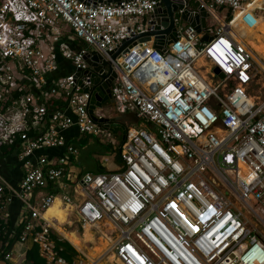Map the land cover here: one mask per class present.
Returning a JSON list of instances; mask_svg holds the SVG:
<instances>
[{
	"label": "built area",
	"instance_id": "1",
	"mask_svg": "<svg viewBox=\"0 0 264 264\" xmlns=\"http://www.w3.org/2000/svg\"><path fill=\"white\" fill-rule=\"evenodd\" d=\"M196 1L217 24L209 25L211 40L179 12L178 41L161 50L153 37L113 59L125 40L150 29L156 0H0V146L19 143L24 161L19 187L0 175V225L9 224L6 208L20 200L17 239L37 244L48 264H100L87 255L72 262L61 256L46 216L57 195L35 197L60 182L80 154L64 131L77 126L82 135L118 143L89 113L90 94L76 78L90 68L89 50L70 48L69 36L112 62L116 113L135 112L142 122L129 126L119 170L85 173L79 184L87 197L77 210L84 224L102 235L104 221L116 226L110 251L117 264H264V101L249 92L254 51L221 16L245 10L251 0ZM59 54L74 72L52 79L43 92ZM82 80L89 85L88 75ZM52 99L62 103L49 106ZM59 148L65 155L56 163L42 154Z\"/></svg>",
	"mask_w": 264,
	"mask_h": 264
},
{
	"label": "crops",
	"instance_id": "2",
	"mask_svg": "<svg viewBox=\"0 0 264 264\" xmlns=\"http://www.w3.org/2000/svg\"><path fill=\"white\" fill-rule=\"evenodd\" d=\"M252 1V0H251ZM197 1L194 0V5H196ZM262 8V7H258ZM256 8V9H258ZM254 9V11L256 10ZM241 19H239L240 21ZM256 20V19H254ZM238 21V22H239ZM237 22V23H238ZM236 24V23H235ZM234 24V25H235ZM253 29H254V23ZM213 25L212 20L210 21V26ZM233 25V26H234ZM232 26V27H233ZM73 35V34H72ZM76 39L74 37L69 36L67 43L69 44L70 48L80 51V47L86 50H92L88 45L84 42V45H80L76 43ZM80 40V39H79ZM82 41V40H81ZM58 62L59 68L55 71L53 76L50 78L49 82L47 83L46 87L43 89V92H49L52 87V79L56 77H63L67 76L74 72V66L70 60L65 59L63 55H58ZM36 94H40L41 92L38 90H34ZM62 103L59 99H52L49 102V106H58ZM109 109L103 112L106 115H111V109H113L112 116L115 115L116 112L114 110V102H110ZM70 115L75 116L74 113L68 112ZM102 113V112H101ZM135 124V123H134ZM130 123L129 126H131ZM47 126V122L43 124V127ZM64 135L67 137L68 140L77 143L80 148V154L76 157L67 167L66 176L60 180V182L53 184L45 189L39 190L35 193V197L37 201H41L47 194L54 193L57 195V199L54 204L51 206H55L57 202H60V206L63 210L67 212V219L64 222H60L57 217H50L47 218L51 221L54 226V233L62 240L68 241L75 249L78 251V255L74 258V260L83 258V255H87L90 259H100V264H117L118 261L112 260L111 256H115L113 252L110 251L114 243L112 238H104V235H108V233L115 234L114 230L117 231L116 226L110 221L106 220L104 224L110 228V232L104 230V235L100 234L98 231L94 232V239L92 240H85V233L87 228L93 230V228L89 227V225L84 224L83 220L81 219L78 213V206L86 200V195L83 193L81 187L79 186L82 176L85 173H99V172H109V171H117L122 166V159L119 156V144L121 139V135H115L116 141L118 142L115 145L104 143L99 139L91 136V135H82L77 126H72L66 131H64ZM7 146V148H4ZM19 148L16 146L14 149L10 145H3L0 146V175L5 179V181L11 185L12 187H19L23 176H24V161H22L19 157ZM42 154L47 155L48 158L53 162H57L58 158L65 155V149H48L42 151ZM40 153H37L36 157L32 160L37 162L38 156ZM73 178V179H72ZM69 196L72 201L70 204H66L64 201L63 196ZM50 208V209H51ZM22 203L20 200L16 199L10 205L7 206L6 211L10 213V222L9 228L6 230L4 235V243H1L0 240V264H20L21 260L24 259V256L27 254L29 250L33 248L35 245L33 242L29 241L25 244L21 243L17 239V232H16V225L19 223V219L21 218L22 214ZM50 211V210H49ZM48 211V213H49ZM48 213L46 216H48ZM4 214L0 213V216ZM73 224V225H72ZM102 225V224H101ZM100 225V226H101ZM81 226L84 231L80 234V227ZM59 227L62 228L63 231L59 230ZM65 232L68 233H75L83 242L81 247H78L72 243L66 236ZM118 233V231L116 232ZM96 234L100 235L97 236ZM84 236V237H83ZM2 239V240H3ZM98 239V240H97ZM103 239V240H101ZM104 239H109L108 246L103 249V251L98 254L96 257L91 256V250L96 247H101ZM99 243V244H98ZM91 244V246H90ZM97 244V245H96ZM90 250V251H89ZM5 253H11L12 259H6ZM117 259V258H115Z\"/></svg>",
	"mask_w": 264,
	"mask_h": 264
},
{
	"label": "water",
	"instance_id": "3",
	"mask_svg": "<svg viewBox=\"0 0 264 264\" xmlns=\"http://www.w3.org/2000/svg\"><path fill=\"white\" fill-rule=\"evenodd\" d=\"M88 4L114 3L128 0H85ZM157 6L153 14L154 20L151 27L133 39L125 40L113 53L112 58L116 59L127 48L132 47L137 42H150L155 38L154 46L165 50L171 43L178 41V29L176 15L181 12V17L185 23L195 27L198 33L203 34V40L209 41L212 36L209 34L210 13L205 6H192V0H156ZM80 50L82 48L80 47ZM85 60L90 68L79 70L76 78L83 87V92L90 94L89 113L99 126L112 131L116 135H121L119 144V156L126 143L130 123L139 124L141 121L137 114H115L117 116L106 115L103 112L111 107L110 102H114L111 88L117 73L113 69L112 62L105 59L97 50L92 49L84 53ZM90 77L89 85H85L83 76ZM225 77V74H220ZM115 110V102H114ZM102 112V113H101ZM116 112V110H115Z\"/></svg>",
	"mask_w": 264,
	"mask_h": 264
},
{
	"label": "rangeland",
	"instance_id": "4",
	"mask_svg": "<svg viewBox=\"0 0 264 264\" xmlns=\"http://www.w3.org/2000/svg\"><path fill=\"white\" fill-rule=\"evenodd\" d=\"M191 3H192V6H195L194 5V0H192ZM260 3H263V7H264V0H262V2H260ZM223 14L224 15L226 14V16H229L228 12L221 13L222 17H224ZM254 15H255V17H254L255 19H259L260 18L263 21V23H264V8L256 9L254 11ZM234 16H235V13H233V18H234ZM233 18H232V20H233ZM246 22H247V20L246 21L243 20L242 23L239 24L237 28H235V32L241 37L242 41H244L246 44H248V46L254 51L255 55H257V57H255V60H256V64H255V66H256V76H255L254 83L251 85V87L249 89V92H250V94L252 96H254V98L256 99L257 103H260V102L264 101V54L256 53L254 48L256 46L264 47V31L258 29L257 26L259 25V23L255 22L254 23V29H255L254 36H252V35L250 36L249 34H246L247 30H245V28H244V26L246 25ZM212 23H213V27H215L217 25L214 20H212ZM229 24H230V22H229ZM245 38H247V39H245ZM199 62H201V63H198V66L200 65L199 67H202V64L204 63V61L200 60ZM202 72L204 74H206L204 70ZM109 111H111L112 112L111 114H113V109H111ZM140 124H142V122H140L139 124H136V125L140 126ZM119 140H121V139H119ZM215 186L217 188H219L220 190H222V191H225V192L227 191L226 188L221 183H219V186L218 185H215ZM104 223H105V221L102 223L101 227L104 230H107V231L110 232V228L107 226V224H104ZM79 227H80V232L79 233L82 234L84 229L81 226H79ZM91 231L95 232V231H97V229L93 228V230H91ZM114 232H115V234L110 232V233H108V235H104V238L106 239V238L109 237V238H112L111 242H112V240L114 241L118 237L117 233H116L117 231L114 230ZM96 235L99 236L98 238H100V235H98V234H96ZM107 240H109V239H107ZM90 246H91V244H90ZM96 256H94V257H96ZM112 260H116V259L112 258Z\"/></svg>",
	"mask_w": 264,
	"mask_h": 264
},
{
	"label": "bare ground",
	"instance_id": "5",
	"mask_svg": "<svg viewBox=\"0 0 264 264\" xmlns=\"http://www.w3.org/2000/svg\"><path fill=\"white\" fill-rule=\"evenodd\" d=\"M260 2H262V0H252L251 2H250V4L248 5V7L245 9V10H242V11H238V12H236L235 13V16H234V18H233V20H232V22L230 23V29H231V31L234 33V35H235V37L237 38V39H239V40H241V37L235 32V28H237L238 27V25L239 24H241L242 23V21L243 20H247V22H246V25L244 26V28H245V30H247L246 31V34H249L250 36L252 35V36H254V32H255V29H253V24L252 23H259V25L257 26L258 27V29H260V30H263L264 31V23H263V21L259 18V19H256V20H254L255 18V15H254V9H256L257 7H262V8H264L263 7V3H260ZM239 19H241L240 21H239ZM239 21V22H238ZM238 22V23H237ZM236 23V24H235ZM235 24V25H234ZM234 25V26H233ZM233 26V27H232ZM245 36V35H244ZM243 37V36H242ZM248 37V36H247ZM245 39H247V38H245ZM250 40V39H249ZM242 41V40H241ZM248 41V40H247ZM255 46V45H254ZM253 46V47H254ZM254 50L256 51V53H258V54H264V47H259V46H256L255 48H254ZM255 57H257V55H255ZM199 63H201V62H199ZM263 63V62H262ZM200 66V65H199ZM61 204H60V202H57L56 204H55V206H53L52 208H56V210L58 211V210H61L62 211V219H59V221L60 222H64V221H66V219H67V212L65 211V210H63L62 208H61V206H60ZM50 216H52V215H50ZM47 218H50V217H47ZM67 222V221H66ZM73 225V224H72ZM90 227V226H89ZM59 230L60 231H63L62 230V228H60L59 227ZM77 238H78V241H76L75 243H74V245H76V246H78V247H81L82 245H83V242H82V240L75 234V233H73ZM84 237V236H83ZM93 239H94V232H92L91 231V229L89 230L88 228H87V231H86V233H85V240L87 241V240H92L93 241ZM95 240V239H94ZM101 240H103V239H101ZM106 241V242H105ZM73 243V242H72ZM108 243H109V240H105L104 239V242H103V244H102V246L101 247H96V248H94V249H92L91 250V256H96V255H98V254H100L102 251H103V249L104 248H106L107 246H108ZM97 245V244H96ZM90 251V250H89ZM114 254V253H113ZM112 258H116L114 255L113 256H111V259ZM117 260V259H116ZM115 260V261H116ZM118 261V260H117ZM119 262V261H118ZM120 263V262H119Z\"/></svg>",
	"mask_w": 264,
	"mask_h": 264
},
{
	"label": "trees",
	"instance_id": "6",
	"mask_svg": "<svg viewBox=\"0 0 264 264\" xmlns=\"http://www.w3.org/2000/svg\"><path fill=\"white\" fill-rule=\"evenodd\" d=\"M196 5L198 6L199 4L196 3ZM225 12L229 13V16H226V14L225 15L223 14V15L227 18L228 22H230L233 18V11L231 9H227ZM76 43L80 45H84V42L79 39H76ZM18 144L19 143H17L16 145H12L13 149ZM4 148H7V146H5ZM47 217H57L58 219H62V211L61 210L57 211L56 208H51ZM8 225H5V224L0 225L1 243H4L3 238L6 233V230L9 228ZM65 236L73 243L78 241V238L73 233L65 232ZM53 238L56 241V246H57V249L60 251L61 256L66 258L68 261L72 262L74 258L78 255V251L75 249V247H73L68 241L62 240L60 237L55 235V233L53 235ZM20 264H48V263H47V260L41 256L39 246L35 244L33 248L27 252V254L24 256V259L21 260Z\"/></svg>",
	"mask_w": 264,
	"mask_h": 264
}]
</instances>
